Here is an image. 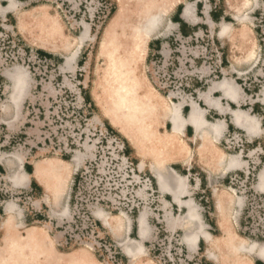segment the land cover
Returning <instances> with one entry per match:
<instances>
[{"label": "rangeland", "instance_id": "1", "mask_svg": "<svg viewBox=\"0 0 264 264\" xmlns=\"http://www.w3.org/2000/svg\"><path fill=\"white\" fill-rule=\"evenodd\" d=\"M186 1L157 0V3H164L163 9L170 6L171 19L175 7ZM206 1L212 2L202 0L204 3ZM14 2L15 10L0 13V180L3 181L0 195L15 198L18 209L14 213L15 222L7 209L5 216L0 214V264H199L190 259L186 251H181V248L184 249L182 231L166 237L159 236L160 240L154 238V241L144 244L138 239L131 240L133 236L130 240H123L142 247L140 257L133 263L121 250H110L109 245L116 244L102 237L103 230L99 228V223L93 225L92 229L87 228L88 218L84 215L87 212L89 216H95L93 213L102 209L108 213L112 234L124 227L128 230L132 215L138 211L150 212V208H156V205L143 198L139 210L133 213L137 188L131 175L127 176V165L139 164L140 170L145 163L159 165L167 160L165 154L171 151L181 154L186 148L179 135L158 134L162 121L160 115L169 105L151 98L153 88L146 74L154 87L155 84L149 74L151 61H145L147 41L144 45V41L139 40V51L135 53L133 49L128 57L122 54V50L116 51L112 47L115 40L111 38L115 33L126 30L119 20L124 15L123 11L135 9L141 0ZM220 2L230 6L223 25L225 32L209 23L208 8L204 7L198 14L203 27L192 34L193 39L184 38L172 29L170 40H163L164 60L167 62L160 63L157 66L159 69L155 68L164 76L163 83L170 86V98L174 103L184 95H195L198 90L216 81L220 52L232 48L238 49L244 59L248 56L252 58L253 70L249 75L256 90L264 91V0ZM7 4L8 0H0L1 6L6 7ZM235 4H242L243 7L253 4L254 7L241 11L236 9ZM105 7H112L110 15H106ZM236 13L249 17L248 26L256 32L255 37L242 43L232 37L230 41L224 40L223 45L217 39L219 29L220 34L229 33L228 36L232 29L236 32L239 26L236 24ZM141 17L140 13L137 21ZM81 33L89 34L83 42L79 40ZM74 52V60L66 63L65 58ZM40 53L45 55L41 56ZM17 76L23 79L20 93L13 91V79ZM90 93L94 94L95 102L90 99ZM174 106L180 115L179 105L171 104L170 112ZM255 125H258L256 120ZM124 133L133 135L137 148H131ZM196 139L199 149L205 152L211 150L213 144L210 140H193ZM257 142H261L262 146V140H257L255 144ZM210 154L214 155L211 151ZM43 158L49 159L39 162L40 166L34 168V176L42 178L39 182H42L40 186L43 192L38 190V198L50 189L51 200H48L49 204L42 212L51 220L36 222V203L32 205L29 200H24V194H20L24 191L6 186V180L8 175L20 170L26 159L37 161ZM62 159L66 162H61ZM73 168L78 170L77 176L74 175L75 189ZM144 174L149 176L141 171V176ZM216 190L222 204L224 196L228 197V191L224 188ZM141 217L145 225H139V238L144 240L148 234L146 213H140L138 224ZM90 218L97 222L95 217ZM216 218L220 223V226L217 225L220 233L216 235L218 232L210 230L214 234L210 235L215 239L220 238L218 242H222V249L215 251L220 256L225 255L227 261L233 260L228 252L230 247H247L252 242L264 244V238L243 230L238 233L235 227L232 229L226 224L223 212ZM194 221V230L197 229L198 234L204 232L205 225L200 217H195ZM71 222L77 229L67 232V229H71ZM44 227L52 230L49 241L42 230ZM27 228L30 229L26 231ZM55 235L62 239L57 241ZM69 236L72 239L66 245L65 239L68 240ZM157 241L162 245L165 259L153 248V242ZM196 241L191 245V250H195ZM195 258L199 260L198 256ZM237 260L238 263L228 264H252L248 256L241 255Z\"/></svg>", "mask_w": 264, "mask_h": 264}, {"label": "crops", "instance_id": "2", "mask_svg": "<svg viewBox=\"0 0 264 264\" xmlns=\"http://www.w3.org/2000/svg\"><path fill=\"white\" fill-rule=\"evenodd\" d=\"M11 2L15 4L16 8L14 0H8L6 7L0 5V13L13 11L9 8ZM228 6L226 2L223 3L220 0H212V2L206 1L205 3L202 0H188L186 3H180L175 7V12L171 19L170 6H166L156 28H153V31L148 36L143 37V40L145 39L147 41L145 61L149 59L148 62L151 61V71H149V74L155 84L154 87L146 74L149 85L154 91V93L152 91L151 98H156L158 102L169 105V108L164 109L165 112L160 115L162 121L158 129V134L162 136L168 135L172 128L170 105H179V116L185 121L179 138L186 148L181 154L172 151L170 154H165L167 160L161 162L159 165H148L145 163L141 167V170L139 169V164L132 166L136 177L141 178V171H145L149 175L146 176L144 174V178L149 182L147 190L136 185L137 193L135 192L134 202H137H135L132 208L133 213L139 210L143 198L146 201H150L151 205H156V208L151 207L150 212L144 210L132 215L133 220L129 219L130 224L128 230L124 227L123 230L120 229L121 233L117 231L112 234L103 227L102 222L94 213L93 215L95 216L91 214L90 216L95 217L97 222H94L87 212H85L84 215L88 218L87 228L90 227L92 229L93 225L95 226L99 223V228L103 230L102 237L108 239L110 242H115V246L112 244L109 245L110 250L114 248V250L119 249L123 252L120 242L125 239L130 240L131 236H133L131 240L136 241L138 239V242H143L144 244L150 240L154 241V238L160 240L158 239L159 236L166 237L169 234L173 235L177 231L185 233L186 231L194 229L195 223L193 221L180 224L178 220L179 217H185L187 215L189 209L188 203L194 207L196 214L200 217L203 225H205V231L211 235L214 234L210 230L218 232L216 235L220 233L215 217H218L223 212V215L226 217V224L232 229L235 227L238 233L243 230L250 235L264 238V160L262 159V156H264V91L263 89L256 90V86L249 75V72L253 70V66H251L252 60H250L252 58L247 55L249 58L244 59V55L236 48H232L230 51L222 50L220 52V64L216 70V81H212L210 85L204 86L195 95L193 93L184 95L176 103L170 98V86H167V83H163L164 79L162 78L164 76L157 70L159 69L157 66L161 65L160 63L166 64L167 62L164 60L165 50L162 48V45L164 39L170 40V31L172 29H175L184 38L190 37L193 39L192 34H195L198 29L203 27L200 24V19L202 18L198 14L204 7L208 8L207 15L209 17V23L221 29L225 25L229 15L227 13ZM238 6L235 4L236 9L238 8L241 11L242 9L249 11L254 7L253 4H246L244 7L242 4ZM104 9L107 8L105 7ZM111 10L112 7H109L106 15H110ZM236 14L238 19L236 24L239 25L236 27L237 31L235 32V29L230 28L232 29L230 36H228L229 34H220V32L219 35L217 34V39L221 43L223 42V45L225 41H230L232 37L240 43L245 40L248 42L250 38L253 39L255 37L256 32L252 29L250 30L248 26L249 17L238 16V13ZM262 19L264 21V16ZM241 26L243 27L240 29ZM237 42H235V45ZM160 84L164 85L162 86ZM144 86L150 88V86ZM192 106H196L195 115L200 116L201 121L209 123V125L212 124L216 128H208L203 125L202 128L197 130L195 125L189 122L190 115L193 112ZM255 120L258 122L257 127H255ZM252 125H254V128ZM197 131L202 132L201 136L205 138V142L211 141L213 149L211 148L210 151L214 155L211 154V156L206 157V154L210 151L205 152L197 147V139L193 140L197 136ZM257 140H262V146L261 142L255 144ZM233 157L234 160H232ZM44 159L49 158H43L37 161L34 159L27 161L26 159L22 167H20V170L15 173V177L18 176L20 180V183H16L17 185H13L11 181L12 175H8L6 180V186L24 191L20 193L24 194V200H29L32 205L34 202L36 203L34 204L36 222H45V219H50L47 215L43 214L49 201L47 203L43 201L42 197H37L39 189L43 192L40 186L42 182H39L42 178L38 179L34 176V168L39 167V162ZM60 161L66 162L63 159ZM1 169L4 168L1 167ZM73 169L72 173L75 171L73 176H77L78 170L76 168ZM156 170L168 178L169 184L174 189L178 186L177 177L183 178L185 187L183 189L185 192H183L182 188V191L180 189L176 191L177 201L173 198V194L170 191L160 190L155 177L154 171ZM75 176L73 177L74 189L76 188ZM2 183L3 181L0 180V185ZM220 188L228 191L226 193L228 197L224 196L222 204H220L221 199L220 196H217L218 190H216ZM178 201L183 204H179ZM16 202V199L13 197L8 199L7 195H0V214L5 216L7 214L6 209L11 204L14 208L10 210V213L14 216L16 209H18ZM43 208L44 211L42 212ZM142 212L146 213V224L148 226V234L144 240H140L139 238L138 218ZM124 216L127 217V215ZM13 218L15 222L16 217L14 216ZM124 219L126 220V218ZM1 220L2 218L0 217V223ZM62 226L60 227L61 229L63 228ZM70 226L71 229L67 230V227H65L67 232L77 229V226L75 227L73 222H71ZM28 229L30 228H27L26 231ZM42 230L49 241V232H52L51 228L46 229L44 227ZM22 236L23 234L20 237ZM55 236L57 241L62 239L58 235ZM71 239V236H69L68 240L65 239L66 245ZM185 242L184 249L181 248V251H186L188 257L194 261H198L199 264H203L202 261L204 263L208 262L209 264H217L219 261L220 264L238 263L237 259H240L241 255L242 257L248 256L252 260V264H264V244L254 242L256 245L250 247L246 254H241L238 251V245L232 248L230 247V251L228 252L232 255L231 258L233 260L227 261L225 255H217L216 260L207 257L204 253L206 244L201 237L197 238L195 250L188 248ZM212 247L216 251L219 250L217 246ZM153 248L160 252L159 256L162 259H165L162 255V245L160 246L159 241L153 242ZM52 249L57 252L53 246ZM196 256H198L199 260H196Z\"/></svg>", "mask_w": 264, "mask_h": 264}, {"label": "bare ground", "instance_id": "3", "mask_svg": "<svg viewBox=\"0 0 264 264\" xmlns=\"http://www.w3.org/2000/svg\"><path fill=\"white\" fill-rule=\"evenodd\" d=\"M159 1L163 2L162 0H159ZM161 2L158 4L157 0H141V2H140L141 4H137L135 9H129L128 8V9L124 10L123 11L124 15H122L119 20H121L120 23H122V25L126 26V30H121L118 33H115V35L111 38L112 40H115L114 42H112L113 50H116V51L122 50V54H126V56L128 57L129 53L133 49H135V53L137 52L139 40L144 41V45H145L146 40L145 39L143 40V37L148 36L153 31V28L154 29L156 28L157 24L161 20V15H163L162 12L164 10L163 9L164 3H161ZM9 8L12 10H15L16 9L15 4H13V2H11ZM116 11H118V10H116ZM140 13H141L142 17H141L140 21H137V18L139 19ZM136 14L138 17L136 16ZM130 25H132V26H130ZM222 30L225 32L226 27L223 26V28H221V31ZM221 31H219V32H221ZM79 37H80V35H79ZM88 37H89V34L84 33V35L83 34L81 35V37H80L81 39L79 38V40H81L80 42H83ZM141 43H143V42H141ZM144 45L142 46V48L144 47ZM75 56H76L75 52L70 54L69 56H67L65 58V62L71 63L74 60ZM22 84H23V79H21L19 76L15 77L13 79V91L16 93H20V90L22 88L21 87ZM90 99L92 100V102L96 101L94 94L90 93ZM192 108H193V112L190 115V121L189 122L194 124L197 130L202 128L203 125L207 126L208 128H216V126H214L212 124L209 125V123H204L203 121H201L202 119L200 118V116L195 115L196 106L195 107L192 106ZM170 114H171L170 115V121L172 123V128H171L169 134L173 135L172 137H174L175 135H180V132L183 128L185 121L182 120L181 116H179L177 114V108H175V106L171 110ZM252 127L254 128V125H252ZM255 127H257V125H255ZM201 133L202 132L197 131V134H196L197 136L195 138H200V139L203 138L201 136ZM124 134L127 137L131 148H137V143H136V140L133 137V135L131 133H124ZM204 141H205V138H204ZM150 145L151 144H149L148 146H150ZM205 149H206V147H205ZM207 156H211L210 152L206 154V157ZM232 160H234V157ZM154 172H155V177H156V180L158 182L160 190L161 191H170L173 194V198H175L177 201L176 191H178V189H180V191L183 190V192H185V190L183 189V188H185L184 183H183V178H181L179 176L177 177L178 178L177 179L178 180V186L176 189H174V188H172L171 184H169L168 178L165 175H163L158 170H156ZM15 175L16 174H13L11 176L12 178L10 177L13 185L14 184L17 185L18 183H20L18 176L15 177ZM15 180H17V181L15 182ZM181 188H182V190H181ZM50 194H51L50 189L45 190L43 197H42L43 201L48 203V200H51V198L49 199ZM178 202H179V204L181 203L180 201H178ZM181 204H183V203H181ZM188 207H189V209H188L187 215H185V217H179L178 218L180 224L189 223V221L190 222L193 221L195 223L194 219H195V217H198V215L195 212L194 207L190 206L189 203H188ZM12 209H13V206L8 205L7 210L10 211ZM95 215L102 220L103 225L111 233L112 228L110 227L109 222H108V220H109L108 213H105L102 210L97 209ZM216 223L218 226H220V223H219L217 218H216ZM139 225H141V227L143 225H145V221H143L142 217L139 219ZM199 227H201V225ZM197 231H198L197 229L196 230L192 229L190 231H186L183 234L184 235L183 236L184 242L186 241L185 243L190 248L191 245L196 241L198 235H200L206 244V248H205L204 253L206 254L207 257H210V258H213L214 260H216L218 254L216 253V251L214 250V248L212 246H217V248L219 250H221L222 249V242H218V240L220 238L215 239L205 231L204 232L201 231L198 234ZM120 245H121L123 252L130 257V259L132 260L133 263L136 260H138V258L140 257V255L142 253V247H140L139 245H137V246L130 245L129 243H125L123 240L120 242ZM255 245L256 244L254 242L250 243L248 245V247L238 245V251L240 253L246 254L248 252L249 248L254 247ZM260 249H262V248H260ZM217 264H220V261Z\"/></svg>", "mask_w": 264, "mask_h": 264}, {"label": "built area", "instance_id": "4", "mask_svg": "<svg viewBox=\"0 0 264 264\" xmlns=\"http://www.w3.org/2000/svg\"><path fill=\"white\" fill-rule=\"evenodd\" d=\"M127 163V162H126ZM127 176L131 175L133 182L135 185H139L142 189L147 190L149 186V182L144 176L136 177L135 172L132 168V165H127L126 167ZM263 221H264V210H263Z\"/></svg>", "mask_w": 264, "mask_h": 264}, {"label": "trees", "instance_id": "5", "mask_svg": "<svg viewBox=\"0 0 264 264\" xmlns=\"http://www.w3.org/2000/svg\"><path fill=\"white\" fill-rule=\"evenodd\" d=\"M40 55H41V56H42V55L44 56L45 54L40 53Z\"/></svg>", "mask_w": 264, "mask_h": 264}]
</instances>
